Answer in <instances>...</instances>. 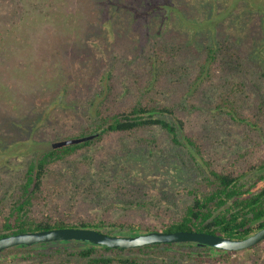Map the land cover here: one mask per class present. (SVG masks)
I'll list each match as a JSON object with an SVG mask.
<instances>
[{
  "label": "trees",
  "instance_id": "1",
  "mask_svg": "<svg viewBox=\"0 0 264 264\" xmlns=\"http://www.w3.org/2000/svg\"><path fill=\"white\" fill-rule=\"evenodd\" d=\"M76 1L79 20L70 31L75 44L67 45L70 56L93 57L96 68L106 67L100 78L88 77L96 79L89 94L91 116L75 131L62 133V145L34 153L12 191L0 197V238L84 228L109 235L188 231L241 240L263 229L264 155L257 156L256 148L264 141V71L252 61L258 49L243 52L236 37L221 36L189 64L182 60V39L149 37L143 25L131 23L125 0ZM187 8L199 18L195 8ZM118 33L132 34V47L116 85L119 57L107 55ZM233 132L240 137L238 148L221 164L211 150ZM164 159L197 173L178 192L180 202L163 203L121 170L126 161ZM106 189L131 215L111 218L113 208L96 201ZM73 242L81 241L16 246L1 251L0 258L21 264H247L233 257L239 251L191 242L45 248ZM263 242L245 249L256 260L251 264H258Z\"/></svg>",
  "mask_w": 264,
  "mask_h": 264
},
{
  "label": "rangeland",
  "instance_id": "2",
  "mask_svg": "<svg viewBox=\"0 0 264 264\" xmlns=\"http://www.w3.org/2000/svg\"><path fill=\"white\" fill-rule=\"evenodd\" d=\"M125 1L131 12V23L143 25L149 37L171 42L182 39L184 62L193 64L206 44L231 35L239 41L241 51L247 52L253 47L258 53L261 51L255 52L257 56L252 61L264 71V0H170L174 9L166 0ZM190 6L196 9L194 12L199 18L187 8ZM77 7L76 0H0V197L7 190L12 191L34 153L62 145L65 143L60 141L62 133L75 131L91 116L89 94L96 79L91 81L88 77L100 78L106 67L96 68L93 57L81 60L70 56L67 45L75 46L71 32L79 20ZM227 22L233 25L224 26ZM128 36L132 34L118 33L107 55L109 59L119 57L112 83H116L124 61L130 56L132 41ZM256 112L261 114L260 109ZM221 140L223 144L216 145L211 152L223 164L237 150L240 137L233 132L221 136ZM256 152L257 156L264 155V141ZM124 166L121 170L137 183L151 188L163 203L182 201L178 192L197 177L190 167L170 159L152 164L131 160ZM104 191L102 199L96 198V201L107 209L113 208L111 218L131 215L129 208L121 209L117 194L108 189ZM84 246L83 242H73L63 247L59 243L50 244L45 248ZM259 249L258 264H264V242ZM251 252L239 251L233 257L251 264L256 261L251 259ZM0 262L21 264L14 258H0Z\"/></svg>",
  "mask_w": 264,
  "mask_h": 264
},
{
  "label": "water",
  "instance_id": "3",
  "mask_svg": "<svg viewBox=\"0 0 264 264\" xmlns=\"http://www.w3.org/2000/svg\"><path fill=\"white\" fill-rule=\"evenodd\" d=\"M264 240V228L251 236L234 240L200 232L177 231L173 233L150 232L131 236L109 235L94 229L60 228L47 231L21 233L0 238V252L16 246L60 241H81L110 249L138 248L151 244L191 242L210 246L226 252L248 249Z\"/></svg>",
  "mask_w": 264,
  "mask_h": 264
}]
</instances>
